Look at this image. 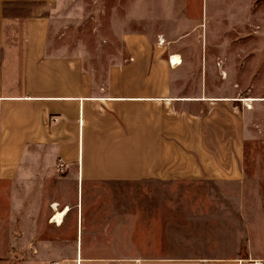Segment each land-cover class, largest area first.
I'll list each match as a JSON object with an SVG mask.
<instances>
[{
    "label": "crops",
    "instance_id": "0c3cea01",
    "mask_svg": "<svg viewBox=\"0 0 264 264\" xmlns=\"http://www.w3.org/2000/svg\"><path fill=\"white\" fill-rule=\"evenodd\" d=\"M58 4L0 0V138L23 155L17 168L33 172L20 229H39L38 218L43 229H79L80 264H264V192L251 184L255 205L245 216L243 134L227 127L236 121L228 103L240 99L211 95L204 81L145 79L142 66L130 79V62L86 67L83 52L54 43ZM135 37L122 36L134 55L139 49L126 41ZM169 55L165 62L177 67L170 62L177 55ZM58 159L64 172L54 183ZM131 182L204 184L210 192H98ZM58 212H66L60 225L52 222ZM115 229H140L138 245L132 231L121 241ZM180 229H225L231 237L207 243ZM120 248L138 252L115 254ZM81 250L96 254L82 258Z\"/></svg>",
    "mask_w": 264,
    "mask_h": 264
},
{
    "label": "rangeland",
    "instance_id": "374dc122",
    "mask_svg": "<svg viewBox=\"0 0 264 264\" xmlns=\"http://www.w3.org/2000/svg\"><path fill=\"white\" fill-rule=\"evenodd\" d=\"M238 1L58 0V8L52 11V16L60 34L54 43L79 49L86 67L130 62V79H138L136 69L142 66L145 79L204 81L205 90L211 95L253 100L249 103L229 101L236 121L228 122L227 126L243 134L239 143L242 151L239 177L245 181L243 192L247 195L243 214L249 217L255 205V187L251 184L259 185L260 192H264V0H241L240 8ZM123 34L136 36L126 41L139 49L135 55L133 50L129 53L124 48ZM169 54L181 59L177 67L165 62ZM132 55L136 56L133 61ZM10 147V138H0V264H20L26 262L27 257L72 258L79 229H43L42 218L37 219L39 229H20L26 222L27 191L32 192L34 188L25 186L27 173L32 175L33 172L17 168V163L24 160L23 155L11 153ZM50 177L54 183H60L62 175L54 173ZM209 185L215 189L211 183ZM193 187L197 192H210L204 184ZM193 187L131 182L99 186L98 192L188 193ZM37 189L42 191L41 187ZM36 216L37 213L32 220H36ZM105 230L92 229L96 234ZM116 230L121 241L123 233L128 236L132 231L131 240L138 245L140 229ZM80 231L85 238L88 229ZM225 231L180 229L179 232L192 233L195 241L214 243L231 237ZM91 252L81 250L80 254L82 258L96 254ZM114 252L124 255L138 251L120 248Z\"/></svg>",
    "mask_w": 264,
    "mask_h": 264
},
{
    "label": "built area",
    "instance_id": "2783aa9c",
    "mask_svg": "<svg viewBox=\"0 0 264 264\" xmlns=\"http://www.w3.org/2000/svg\"><path fill=\"white\" fill-rule=\"evenodd\" d=\"M56 171L61 174L64 172V167H63V164L62 162L60 161V159L57 160L56 164ZM81 263V260L79 258V252L76 251L74 257L70 258V259H58V260H53V261H50L49 263L47 264H80ZM20 264H27V263H20ZM36 264V263H34ZM253 264H257V263H253ZM260 264V263H258Z\"/></svg>",
    "mask_w": 264,
    "mask_h": 264
},
{
    "label": "bare ground",
    "instance_id": "6f19581e",
    "mask_svg": "<svg viewBox=\"0 0 264 264\" xmlns=\"http://www.w3.org/2000/svg\"><path fill=\"white\" fill-rule=\"evenodd\" d=\"M170 62L172 63L173 66H177V65H179L181 63V59L178 56H174V57H172ZM240 101H243V102L246 101L247 103H249V102H252L253 100L251 98H248V99H241ZM65 213L66 212H64V213H59V212L56 213V215L52 219V222L56 223L57 225H60L62 223V220H63V217H64Z\"/></svg>",
    "mask_w": 264,
    "mask_h": 264
}]
</instances>
